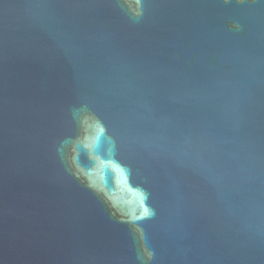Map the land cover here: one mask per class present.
Returning a JSON list of instances; mask_svg holds the SVG:
<instances>
[{"label":"water","instance_id":"obj_1","mask_svg":"<svg viewBox=\"0 0 264 264\" xmlns=\"http://www.w3.org/2000/svg\"><path fill=\"white\" fill-rule=\"evenodd\" d=\"M0 264H264V0H0Z\"/></svg>","mask_w":264,"mask_h":264}]
</instances>
